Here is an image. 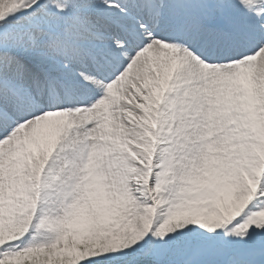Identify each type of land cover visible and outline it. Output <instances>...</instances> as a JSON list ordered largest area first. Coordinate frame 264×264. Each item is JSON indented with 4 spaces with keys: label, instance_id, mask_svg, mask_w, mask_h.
I'll list each match as a JSON object with an SVG mask.
<instances>
[{
    "label": "snow or ice",
    "instance_id": "snow-or-ice-1",
    "mask_svg": "<svg viewBox=\"0 0 264 264\" xmlns=\"http://www.w3.org/2000/svg\"><path fill=\"white\" fill-rule=\"evenodd\" d=\"M0 264H264V0H0Z\"/></svg>",
    "mask_w": 264,
    "mask_h": 264
}]
</instances>
